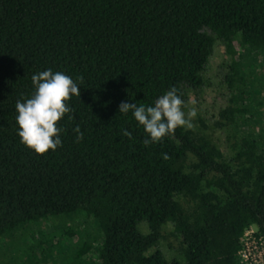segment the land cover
Segmentation results:
<instances>
[{
	"label": "trees",
	"instance_id": "1",
	"mask_svg": "<svg viewBox=\"0 0 264 264\" xmlns=\"http://www.w3.org/2000/svg\"><path fill=\"white\" fill-rule=\"evenodd\" d=\"M217 43L230 59L216 122L229 154L205 124L145 145L119 105L173 87L185 102ZM49 68L83 80L74 118L57 124L62 147L39 155L20 142L15 104ZM253 226L264 236V0H0V258L240 264Z\"/></svg>",
	"mask_w": 264,
	"mask_h": 264
},
{
	"label": "clouds",
	"instance_id": "2",
	"mask_svg": "<svg viewBox=\"0 0 264 264\" xmlns=\"http://www.w3.org/2000/svg\"><path fill=\"white\" fill-rule=\"evenodd\" d=\"M82 80L83 77L74 80L64 72L53 71L51 68L31 76L34 93L30 98L17 100L15 104L17 135L23 145L39 155L62 147V129L57 124L66 115L68 119L74 118L71 115L73 109L68 102L73 96L80 97ZM183 104L177 89L173 87L159 96L151 106L122 102L119 113L131 112L147 134L144 144L148 145L161 142L177 127L192 128L191 120L185 117L182 110ZM188 115L194 118L196 111L193 110ZM73 131L77 134L76 141H82L84 134L79 125ZM122 134L131 138V133L126 129ZM163 158L168 159L167 154Z\"/></svg>",
	"mask_w": 264,
	"mask_h": 264
},
{
	"label": "rangeland",
	"instance_id": "3",
	"mask_svg": "<svg viewBox=\"0 0 264 264\" xmlns=\"http://www.w3.org/2000/svg\"><path fill=\"white\" fill-rule=\"evenodd\" d=\"M230 65V59L226 55L225 48L222 43H217L213 54L210 58V62L205 70L204 78L205 85L200 90L189 91L187 100L182 106V110L185 112V117L191 120L192 128L203 129L202 124H205L210 129V134L214 135L215 140L224 152L229 154L228 135L225 132L216 130V122L220 119V113L227 108L231 94L225 84V77L228 73ZM196 111L194 118L189 117L191 111ZM70 221V220H68ZM143 228V227H142ZM170 230V228H169ZM172 230V229H171ZM172 240V239H171ZM176 242L174 241V244ZM169 243L164 242L161 245V249L168 260L176 259L179 255L178 249H170ZM12 253L9 256L1 257L0 264H13ZM62 259L64 264H69L70 255L63 256L62 252L56 253L52 257L44 259V264H55V262ZM22 264L17 261L14 264ZM30 262L27 260L26 264Z\"/></svg>",
	"mask_w": 264,
	"mask_h": 264
},
{
	"label": "built area",
	"instance_id": "4",
	"mask_svg": "<svg viewBox=\"0 0 264 264\" xmlns=\"http://www.w3.org/2000/svg\"><path fill=\"white\" fill-rule=\"evenodd\" d=\"M240 264H264V236L256 227H250L242 241L239 252Z\"/></svg>",
	"mask_w": 264,
	"mask_h": 264
}]
</instances>
